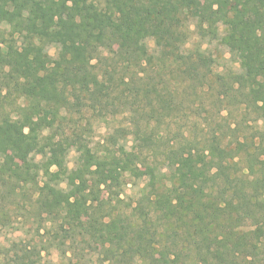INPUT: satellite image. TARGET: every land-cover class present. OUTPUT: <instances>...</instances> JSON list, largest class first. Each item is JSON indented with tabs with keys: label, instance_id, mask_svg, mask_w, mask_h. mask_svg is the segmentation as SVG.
<instances>
[{
	"label": "trees",
	"instance_id": "16d2710c",
	"mask_svg": "<svg viewBox=\"0 0 264 264\" xmlns=\"http://www.w3.org/2000/svg\"><path fill=\"white\" fill-rule=\"evenodd\" d=\"M19 216L62 264H264V0H0V264Z\"/></svg>",
	"mask_w": 264,
	"mask_h": 264
},
{
	"label": "rangeland",
	"instance_id": "374dc122",
	"mask_svg": "<svg viewBox=\"0 0 264 264\" xmlns=\"http://www.w3.org/2000/svg\"><path fill=\"white\" fill-rule=\"evenodd\" d=\"M213 7L206 3V2H202L199 3L197 5V9L201 12H204L205 14H207ZM49 13H52V17L51 19H55V16L53 15V11L49 9ZM191 42V46H194L195 43L197 42V39L194 37V34L192 35V40ZM209 51L217 58V64H216V70L217 71H221L223 68L227 69V68H234L235 65L233 64V62L231 61V59H229V55L228 52L225 48L221 47V46H217L215 44H212L209 46ZM50 55L54 54V50L50 49L49 50ZM21 103V102H20ZM205 111L209 112V115L211 114L212 119L215 120L216 119V124H219V129L225 131V123H224V117L223 119H220L217 116V111L213 108H210L208 106H205ZM226 113H228V117L227 121L228 122H239L242 120V117H240L241 112L239 111H235L233 109H229L227 111H225ZM206 114H208L207 112H203L201 111V117H204ZM231 114V115H230ZM225 115V114H224ZM255 116L253 114L248 115L245 119L248 120V122L246 121L245 126L240 127V131L242 134H244L245 136L249 137L251 135L254 134L255 132V125L253 124V122H251V119H254ZM120 119V118H118ZM212 120V121H213ZM121 120H117V122L111 123L109 122V124H104V123H98L95 125L94 127V135L92 137V140L97 143L102 141L106 135L111 132L113 129L112 127H117L120 126ZM261 126V121L258 122V126ZM74 162V156L73 153H70L67 156V164L69 165V167H71L73 165ZM128 181V185L124 188V192L122 194V198L124 199V201L128 202L130 201V199H132V197H135L136 193L138 192L139 188L141 187V180L137 181L134 179H129L126 178ZM20 212V214H26L24 211H18ZM17 212V213H18ZM20 219V220H19ZM19 224H14L13 227L15 228H19V230L15 231L14 237H20V239H22L23 242L29 244V251H33L32 248H35L36 252L39 251L40 252V257H37L35 255V250L33 251V261H35V264H62L60 259H57V253L53 250H43L44 247L42 244H39V241L41 240V235L38 236L35 232H34V225H32L31 220H28L26 218H23L21 216H19ZM40 233H43L42 231ZM16 235V236H15ZM11 236L9 233H4L2 236H0V243L1 245L4 246H8L10 244V240ZM2 261L0 260V263ZM64 264H67L66 262ZM84 264H90L88 262H85Z\"/></svg>",
	"mask_w": 264,
	"mask_h": 264
}]
</instances>
